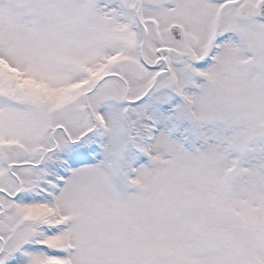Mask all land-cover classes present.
Instances as JSON below:
<instances>
[{
	"label": "snow or ice",
	"instance_id": "obj_1",
	"mask_svg": "<svg viewBox=\"0 0 264 264\" xmlns=\"http://www.w3.org/2000/svg\"><path fill=\"white\" fill-rule=\"evenodd\" d=\"M0 264H264V0H0Z\"/></svg>",
	"mask_w": 264,
	"mask_h": 264
}]
</instances>
